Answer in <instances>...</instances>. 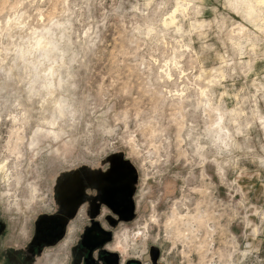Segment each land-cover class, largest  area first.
I'll return each mask as SVG.
<instances>
[{
    "label": "rangeland",
    "instance_id": "rangeland-1",
    "mask_svg": "<svg viewBox=\"0 0 264 264\" xmlns=\"http://www.w3.org/2000/svg\"><path fill=\"white\" fill-rule=\"evenodd\" d=\"M97 223L123 259L264 264V0H0V262Z\"/></svg>",
    "mask_w": 264,
    "mask_h": 264
},
{
    "label": "flooded vegetation",
    "instance_id": "flooded-vegetation-1",
    "mask_svg": "<svg viewBox=\"0 0 264 264\" xmlns=\"http://www.w3.org/2000/svg\"><path fill=\"white\" fill-rule=\"evenodd\" d=\"M84 229L71 248L70 264H144L135 257L123 259L121 251L112 248L115 242L109 223L91 224Z\"/></svg>",
    "mask_w": 264,
    "mask_h": 264
},
{
    "label": "bare ground",
    "instance_id": "bare-ground-1",
    "mask_svg": "<svg viewBox=\"0 0 264 264\" xmlns=\"http://www.w3.org/2000/svg\"><path fill=\"white\" fill-rule=\"evenodd\" d=\"M137 231H138V232H136V233H138V236H139V234H140L141 232H143L141 229H138ZM134 233H135V232H134ZM138 236H137V237H138Z\"/></svg>",
    "mask_w": 264,
    "mask_h": 264
},
{
    "label": "crops",
    "instance_id": "crops-1",
    "mask_svg": "<svg viewBox=\"0 0 264 264\" xmlns=\"http://www.w3.org/2000/svg\"><path fill=\"white\" fill-rule=\"evenodd\" d=\"M56 264H62V263L58 262V263H56Z\"/></svg>",
    "mask_w": 264,
    "mask_h": 264
},
{
    "label": "water",
    "instance_id": "water-1",
    "mask_svg": "<svg viewBox=\"0 0 264 264\" xmlns=\"http://www.w3.org/2000/svg\"><path fill=\"white\" fill-rule=\"evenodd\" d=\"M119 205H120V203H119ZM118 206V205H117Z\"/></svg>",
    "mask_w": 264,
    "mask_h": 264
}]
</instances>
